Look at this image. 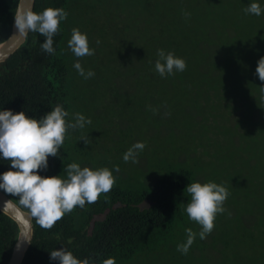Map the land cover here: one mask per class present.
I'll return each mask as SVG.
<instances>
[{
    "label": "trees",
    "instance_id": "1",
    "mask_svg": "<svg viewBox=\"0 0 264 264\" xmlns=\"http://www.w3.org/2000/svg\"><path fill=\"white\" fill-rule=\"evenodd\" d=\"M18 1L0 0V42L11 33ZM150 2L155 14L150 10L153 20L142 26L138 59L132 62L129 58L121 68L124 80L132 79L138 88L134 94L142 98L143 117L136 122L133 111L123 119L116 134L122 141L132 138L135 128L138 131L142 124L145 153L139 154L142 160L137 162V168L127 167V175L121 178L132 180L133 176L145 174L148 182L161 175L149 189L113 185L94 203L74 207L51 228L42 227L32 217V239L21 264H59L50 260L49 253L61 247L80 259L92 257L100 261L111 257L115 264H122L157 249L163 240L171 242V218L176 215L185 222L180 214L189 201L185 188L196 182L198 175L205 174L199 167L202 158L191 152L202 143L201 135L192 131L202 128L205 120L210 121V129L216 133L239 140L242 161L247 163L238 183L227 186L229 194H241L225 206L233 208L236 218L225 222L228 224L223 229L217 223L208 234L215 239L207 244L208 252L220 245L222 264H264V81L255 71L257 61L264 56V14H245L252 0ZM258 2L264 8V0ZM68 3L69 0H35L33 11L48 7L67 11ZM65 29L62 21L54 36V53L42 50L45 37L29 32L24 43L0 62V108L39 117L62 104L68 112V63L57 56ZM158 49L183 58L185 70L162 78L155 71ZM134 76L136 79L131 78ZM129 92L133 93L132 88ZM67 120L73 122L69 115ZM215 122L218 126L213 128ZM161 133L173 137L169 142L178 149L166 165L155 156L158 150L154 145L163 143L158 140ZM64 144L65 139L58 156L48 158L42 175H64ZM9 168L7 161H0V172ZM6 195L28 211L19 204L18 197ZM145 201L150 204L142 208ZM17 234L15 221L0 211V264L8 263ZM203 245L190 246L188 252L207 248L206 243Z\"/></svg>",
    "mask_w": 264,
    "mask_h": 264
},
{
    "label": "rangeland",
    "instance_id": "2",
    "mask_svg": "<svg viewBox=\"0 0 264 264\" xmlns=\"http://www.w3.org/2000/svg\"><path fill=\"white\" fill-rule=\"evenodd\" d=\"M150 1L152 0H69L67 18L64 20L65 35L57 56L65 58L68 63L71 84V92L68 95L69 119L71 118L74 123L75 115L80 113L90 119L91 123L86 124L82 129H72L70 134H66L65 157L61 170L63 167L66 169L73 162L90 169L118 168L119 171L112 173L116 178L114 185L121 187L132 185L146 189L151 188L156 178L161 175H158L154 181L148 182L145 181V174L139 177L133 176L132 180L127 176L121 178L127 175V167L132 166L133 170L137 168V162L142 160L139 154L145 153L143 150L140 151L136 162H132L131 159L125 162L123 159L124 153L131 145L141 142L142 124L138 123L139 130L135 128L132 138L122 141L116 134L123 119H127L133 111L136 122L143 117L142 98L139 94H134L138 88L133 86L132 79L124 80L121 68L129 58L132 62L138 59L136 53L143 42L142 26L149 19L153 20L155 14ZM150 10L154 14H150ZM73 28L87 33L89 46L95 50L93 55L76 57L70 51L67 41L71 37ZM148 29L151 31L152 27L149 26ZM77 61L85 72L91 70L95 75L88 79L80 76L73 67ZM131 78L136 79L135 76ZM131 88L133 93L129 92ZM216 126L218 124L215 122L213 128ZM210 128H212L210 121L205 120L202 128L198 126L192 131L196 135H201L202 140V143L196 144L191 150L194 155L202 158V165L200 164L199 167H203L205 172L204 175L197 176V181L201 183L214 181L227 188L228 185L238 183V176L243 172L242 167H245L247 163L242 161L244 159L240 153L237 138L233 141L230 136H224L221 132L216 133ZM161 136L158 140L163 143L154 145L158 150L155 156L166 165L172 161V154H176L178 149L169 142V139L173 137L168 136L167 133H161ZM82 137L87 138V144L81 139ZM148 148L149 146L146 147L147 150ZM233 148L234 150L231 151ZM64 175L61 174L62 177H66V171ZM149 178L151 179V176ZM240 196L241 194H229L224 201V207L229 206L230 202H235ZM149 204V201H145L141 207L146 208ZM225 209L224 213L217 214L214 228L218 223L220 229H223L224 225L228 224L225 222L235 220L233 208L225 207ZM180 214L183 215L185 222L176 215L171 218L174 228L169 237L172 243L163 240L164 244L157 249L147 254L136 255L122 264H222V257L218 251L220 245H217V250L211 247L208 252L207 244L215 242V239L209 235L204 239H200L197 235L191 245L204 246L203 244L206 243L207 248H197L188 252L185 257L180 256L182 253L177 250L175 241L179 244L186 242V228H191L196 233L201 230L197 223L188 219L185 211ZM187 221L188 224H186Z\"/></svg>",
    "mask_w": 264,
    "mask_h": 264
},
{
    "label": "clouds",
    "instance_id": "3",
    "mask_svg": "<svg viewBox=\"0 0 264 264\" xmlns=\"http://www.w3.org/2000/svg\"><path fill=\"white\" fill-rule=\"evenodd\" d=\"M244 12L260 16L264 14V8L258 0H252ZM66 18L67 12L60 7H48L40 12L26 9L16 12L14 23L21 35L36 32L45 37L41 48L52 54L55 51L54 36ZM67 44L76 57L93 55L95 51L89 46L87 33L78 28L72 29ZM157 57L155 71L162 78L186 68L185 60L171 51L158 49ZM73 67L84 79L95 75L91 70L85 72L79 61ZM255 71L258 78L264 81V56L257 61ZM261 91L264 92V86H261ZM68 115L62 104H57L39 117L29 116L25 111L14 112L0 108V161H7L10 165L7 171L0 172V191L18 197L19 204L44 228H51L74 207H84L86 202L94 203L101 193L109 192L116 179L112 173L119 171L118 168L110 170L107 167L90 169L73 162L64 169L66 177L41 174L48 167V158L58 156L68 130L82 129L91 123L90 119L80 113L75 115L73 123L67 120ZM81 139L85 144L88 143L86 137ZM144 147L143 142L131 145L123 155L124 161L131 159L136 162L138 153ZM185 189L190 200L184 211L188 219L197 223L201 230L196 233L191 228L185 229L186 242L177 245V250L182 254H187L197 235L204 239L211 233L217 214L226 211L224 201L229 195L223 184L214 181L190 182ZM49 255L50 260L58 261L59 264H115L111 257L100 261L92 257L80 259L65 247L54 249Z\"/></svg>",
    "mask_w": 264,
    "mask_h": 264
},
{
    "label": "water",
    "instance_id": "4",
    "mask_svg": "<svg viewBox=\"0 0 264 264\" xmlns=\"http://www.w3.org/2000/svg\"><path fill=\"white\" fill-rule=\"evenodd\" d=\"M34 1L35 0H19L15 14L18 10H33ZM26 35L18 33L13 18L10 35L7 39L0 42V62L5 61L20 47V45L24 43ZM7 200H9L8 203H5ZM0 211L8 215L18 226L17 239L14 243L7 264H21L32 239V216L2 191H0Z\"/></svg>",
    "mask_w": 264,
    "mask_h": 264
}]
</instances>
